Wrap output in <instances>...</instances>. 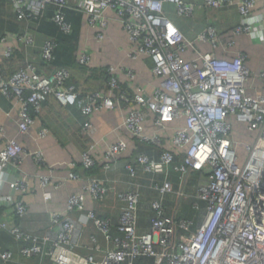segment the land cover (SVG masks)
<instances>
[{"label": "built area", "instance_id": "built-area-1", "mask_svg": "<svg viewBox=\"0 0 264 264\" xmlns=\"http://www.w3.org/2000/svg\"><path fill=\"white\" fill-rule=\"evenodd\" d=\"M10 1L17 18L28 24L38 21L49 7H53L52 21L66 34L73 32V25L68 21L65 9L80 11L86 15L91 27L100 30L98 39H103L102 30L109 24L107 12L113 11L134 46L132 57L148 55L154 63V75L161 79L153 95L147 94L143 88L129 94L120 83L118 68L111 65L108 67V92L82 93L67 83L72 76L67 67L51 66L39 72L37 65L28 59L8 78L3 77L0 67L1 93L11 101L16 99L22 103L18 125L21 133L31 130L50 96H55L64 106L78 107L86 118L103 109H119L121 103L127 105L129 112L123 126L135 138L149 144H160L162 137L156 133L146 134L144 110L154 114V124L161 130H167V125L176 120L185 121L184 126L174 130L172 147L163 150L159 158L137 153L123 162L131 177H137L140 172L166 176L162 183H154L161 197L152 202L155 218L149 231L140 232L138 229L141 193L137 189L118 195L125 208L120 214L116 234L110 219L101 218L92 210L85 211L86 196L77 193L70 196L68 209L71 213L80 212L83 225L92 222L105 237L110 247L105 249L103 257L83 255L74 249V235L78 228L71 216L51 215V222L59 231L47 248V241L9 225L0 212V228L28 243L22 249L23 256L50 257L55 264H136L139 257H152L154 264H264V93L257 96L247 93L252 73L246 65V56L239 53L229 60L214 53L199 52L195 59H185L182 54L194 45L165 10V4L172 2L177 5L179 13L192 15L194 6L184 0ZM257 1L205 0L206 6L216 9L236 5L243 18L236 28L239 33L253 32V25L258 21L252 15ZM208 32V36L203 34L202 38L214 40L215 28H209ZM19 38L26 45L32 46L36 42L35 36L27 32ZM56 46L53 38L44 43L41 57L45 62L53 60ZM14 52L13 46L7 47L4 59H13ZM80 63L91 66L92 56L82 54ZM127 75L131 81L137 76L132 70H128ZM234 120L256 132L253 143L235 141ZM84 129L89 133L95 131L90 120L85 121ZM48 133V128L43 127L39 136L44 138ZM4 136L5 129L0 125V137ZM241 145L245 148L244 157L240 152ZM127 149L128 143L122 139L112 144L105 153L104 168H113L114 162ZM25 155L32 156L39 164L45 162L41 151L28 153L16 139H9L0 151V171L8 166L18 167ZM177 155L181 156V162L175 165ZM82 164L87 169L96 165L89 151L83 153ZM173 168L180 173L179 187L168 178ZM192 171L205 174L194 195L198 200L194 208L199 211V218L168 216L164 197L186 198L185 186ZM71 177L78 176L71 174ZM47 182L44 179V184ZM110 188L97 178L85 185V191L100 201L107 197ZM14 189L21 195L27 193L29 178H18ZM45 198L50 200L51 193L46 192ZM201 201L205 203L204 207L200 205ZM9 204L15 206L19 216L28 212L22 199L0 196V206ZM92 239L99 249L98 239ZM0 257L2 264H12L14 252L0 250Z\"/></svg>", "mask_w": 264, "mask_h": 264}, {"label": "crops", "instance_id": "crops-1", "mask_svg": "<svg viewBox=\"0 0 264 264\" xmlns=\"http://www.w3.org/2000/svg\"><path fill=\"white\" fill-rule=\"evenodd\" d=\"M184 1L188 5L194 6L190 16L179 13L177 5L172 2L165 4L169 18L194 45L182 54L183 57L193 60L200 52L214 53L220 58L232 60L239 53H243L246 56V65L252 73L247 83V93L251 96L263 94L264 0H258L253 11L252 15L258 21L253 25L252 33L236 31L243 21L236 5L216 9L206 6L205 0ZM12 10L14 11L13 6L10 7V11ZM82 16L81 23L72 22L76 41H79L76 48L78 50L77 58L80 63L81 55L89 53L92 56V65L87 67L79 64L71 67L73 84L82 93L108 92L110 76L108 67L113 65L118 68L120 83L129 94L137 92L138 88H143L147 94L153 95L161 83V79L153 73L154 63L148 55H141L136 59L132 57L134 46L117 14L111 10L107 12L109 24L106 29L102 30L103 39L97 38V33L100 30L89 25L84 13ZM35 27L33 23L30 26L31 32L27 31L35 36L36 42L32 46L26 45L20 40V33L0 32V67L3 77H10L28 59L31 60L30 53L36 57V61L41 60L42 47L51 37L35 32L33 30ZM211 27L216 30L214 40L203 39L202 35L208 36ZM9 46L15 48L16 55L13 59L6 60L3 54ZM128 70L136 73L134 81L128 77ZM21 110L22 103L20 101L16 99L11 101L4 97L0 91V125L5 129V136L0 137V151L6 147L9 139H16L28 153L41 151L45 162L39 164L32 156L25 155L23 163L16 168L13 167L12 171L5 169L0 171V196L22 199L28 208L26 215L19 216L14 205L0 206V212L4 214L9 225L18 226L24 233L36 235L42 241H47L46 246L49 248L59 231L58 227L52 224L51 215L60 213L64 216H71L75 219L78 228L74 235L76 238L73 242L74 249L83 255L102 258L105 249L109 248L110 244L92 222L83 225L80 221V212L71 213L69 211L70 196L84 193L86 196L85 211L92 210L99 217L110 219L114 223L119 221L120 214L125 208V203L119 200V193L137 189L141 193L138 229L140 232L150 230L155 218L152 202L161 197L154 188V183L162 181L158 179L160 175H149L144 172H140L137 177H131L123 166L124 161L137 154L136 139L123 126L129 106L121 103L119 109H103L86 118L78 107L64 106L55 96H50L42 113L36 116V122L28 133L19 131ZM144 112L146 114L144 126L146 134L161 135L162 150L172 147V134L177 127L185 125L184 119L169 123L167 130H161L154 124V114L147 109ZM87 120H90L95 127L94 133H89L84 129V123ZM234 124L233 135L236 142H254L255 131L248 130L244 124L235 120ZM43 127L48 128L49 133L41 138L39 131ZM121 139L128 143V149L114 162L113 168L107 170L104 168L105 153L112 144ZM86 151H89L96 160L95 168L90 171L82 166L83 153ZM240 152L244 157L245 148L243 145L240 146ZM73 164L75 166H72ZM71 174H76L78 177L72 178ZM23 176L29 178L30 189L21 195L15 191L14 183ZM94 178L102 180L105 185L111 187L103 201L97 200L85 191V185ZM44 179L48 180L46 184H44ZM58 184L60 185L57 186ZM196 189L197 187L193 196ZM46 192L51 193L50 200H46ZM150 193L155 194V197L148 199ZM197 201L196 199L195 203ZM199 203L201 205V202ZM5 231L6 233H2V237H0L2 241L13 243L11 248L5 249L14 252L12 264H55L50 257H24L22 254L24 245L19 240V242L13 241L16 240V237L9 230ZM92 237L98 239L99 249L96 248ZM0 259L3 262L1 257Z\"/></svg>", "mask_w": 264, "mask_h": 264}, {"label": "trees", "instance_id": "trees-1", "mask_svg": "<svg viewBox=\"0 0 264 264\" xmlns=\"http://www.w3.org/2000/svg\"><path fill=\"white\" fill-rule=\"evenodd\" d=\"M12 8V3L10 0H0V32L2 33H20L23 34L27 31L31 32L30 26L33 23L28 24L26 21H20L17 18L16 13L13 11H10V7ZM54 13V8L49 7L46 11L45 15L40 18L38 21H35V28L33 29L35 32L40 34H45L53 39L56 40L57 46L54 50V57L53 60L49 63L45 62V60L41 57V60L36 61L35 59H31L32 62H34L39 72H42L43 69L48 67H67L70 68L77 66L81 63L78 62L77 58V51L76 48L78 46V40L76 41V34L74 32L70 34L64 33L56 23L52 21V16ZM66 17L70 23L79 24L81 23V20L83 19L82 13L78 12L75 9H65ZM14 55H16V51L14 52ZM82 65V64H81ZM85 66V65H83ZM110 78V76H109ZM109 80V79H108ZM69 85L75 84L72 82V77H70L67 81ZM4 96V95H3ZM5 97V96H4ZM46 103V102H45ZM76 107V106H74ZM136 139L137 144V153H144L147 154L150 157L159 158L162 153V146L160 144H149L147 142L141 141L140 139ZM181 162V156L176 157L175 165L179 164ZM83 166V165H82ZM96 166V165H95ZM95 166L91 169L86 170H92L95 168ZM149 174V173H148ZM152 175V174H149ZM158 179L162 182L165 180L166 176L163 174H159ZM205 177V174L199 171H192L187 178V183L185 186L186 192L188 194L187 198H183L181 200L176 199L173 196L167 195L163 199L164 206L166 208V214L168 216H172L173 213H175V216L177 219H193L197 220L199 218V211L194 208V204L196 201V198L193 196V193L195 191V188L197 187L200 180ZM169 179L174 183L175 187H179L181 185L180 181V173L176 172L174 168L171 170L170 175L168 176ZM158 182V183H162ZM151 195L147 197L148 199H151L155 197V194L150 193ZM160 196V195H159ZM158 196V197H159ZM157 197V196H156ZM141 204V202H140ZM139 204V208H140ZM201 205L204 206L205 203L201 201ZM119 221H115L113 224V233L116 234V227L118 225ZM2 233H6L4 229L0 228V236ZM2 237V236H1ZM0 237V250L6 251L5 249L11 248L13 243L8 241H2V238ZM14 239V238H13ZM16 239V238H15ZM13 241H18L13 240ZM19 242V241H18ZM24 246L28 245L27 242L20 241ZM15 244V243H14ZM23 246V247H24ZM1 262V259H0ZM154 258L152 257H139L136 259V264H154ZM1 262L0 264H2ZM127 264V262L123 263Z\"/></svg>", "mask_w": 264, "mask_h": 264}, {"label": "water", "instance_id": "water-1", "mask_svg": "<svg viewBox=\"0 0 264 264\" xmlns=\"http://www.w3.org/2000/svg\"><path fill=\"white\" fill-rule=\"evenodd\" d=\"M5 170L12 171L13 170V166H8V167L5 168Z\"/></svg>", "mask_w": 264, "mask_h": 264}, {"label": "rangeland", "instance_id": "rangeland-1", "mask_svg": "<svg viewBox=\"0 0 264 264\" xmlns=\"http://www.w3.org/2000/svg\"><path fill=\"white\" fill-rule=\"evenodd\" d=\"M29 55H30L33 59H36V57H33V54H32V53H30ZM32 58H31V59H32Z\"/></svg>", "mask_w": 264, "mask_h": 264}]
</instances>
